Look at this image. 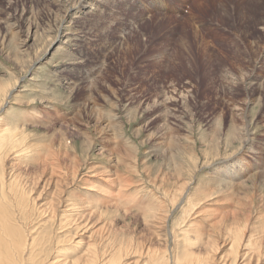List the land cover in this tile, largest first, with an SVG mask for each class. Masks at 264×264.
<instances>
[{"label":"rangeland","instance_id":"rangeland-1","mask_svg":"<svg viewBox=\"0 0 264 264\" xmlns=\"http://www.w3.org/2000/svg\"><path fill=\"white\" fill-rule=\"evenodd\" d=\"M110 1L75 23L76 58L49 47L61 0H0V122L8 128L0 195L14 198L2 207L6 225L28 215L25 235L50 231L46 242L56 236L58 248L50 242L47 258L68 243L67 257L81 256L86 246L73 242L83 239L107 248V259L115 246L132 247L124 259L136 264H158L159 255L172 264L189 242L195 252L215 242L207 264L256 259L264 246V0ZM237 160L240 173L209 182ZM236 232L242 244L231 255Z\"/></svg>","mask_w":264,"mask_h":264},{"label":"bare ground","instance_id":"bare-ground-1","mask_svg":"<svg viewBox=\"0 0 264 264\" xmlns=\"http://www.w3.org/2000/svg\"><path fill=\"white\" fill-rule=\"evenodd\" d=\"M112 1V0H111ZM110 1V2H111ZM201 1V0H200ZM243 1V0H242ZM115 2V1H114ZM113 2V3H114ZM199 2V1H198ZM203 2V1H202ZM240 2V1H239ZM238 2V3H239ZM61 3L63 4V13L61 15V23L59 25V28H58V31L56 33V35L51 38V41L49 43V47H55L57 53L61 56H68L69 54L71 56H76V58L81 55L80 52L81 50L79 51V43L81 42L80 41V36L77 35L76 33V29H75V23L79 20H82L84 18H87L89 16H94V15H98V14H101V9L99 8V5H104L105 3H107V0H61ZM201 4V2H200ZM107 5V4H105ZM126 5V3H125ZM199 5V4H197ZM240 7V5H239ZM238 7V8H239ZM235 8V7H234ZM233 8V9H234ZM242 8V7H241ZM190 9V8H189ZM245 10V9H243ZM238 11V10H237ZM240 12V11H239ZM243 14V13H242ZM168 15V14H167ZM237 15V14H236ZM235 15V16H236ZM245 16V14H243ZM95 17V16H94ZM239 17V16H237ZM242 17V16H241ZM247 17V16H245ZM240 18V17H239ZM238 18V19H239ZM260 20V19H259ZM262 24L260 25H264V21L261 22ZM77 25V24H76ZM264 28V27H263ZM262 29V28H261ZM238 38V37H237ZM240 38V37H239ZM204 39V38H203ZM242 42V41H241ZM84 43V42H83ZM236 43V42H235ZM239 43V42H238ZM256 45V44H255ZM69 47V48H68ZM130 47V46H129ZM198 47V46H197ZM254 47V46H253ZM258 47V46H257ZM260 47V46H259ZM206 50V49H205ZM254 50V49H253ZM262 50V49H261ZM207 51V50H206ZM259 53V52H258ZM246 54V53H245ZM226 55V54H225ZM97 56V55H96ZM81 57V56H80ZM258 58V57H257ZM263 59V58H262ZM102 60V59H101ZM242 60V59H241ZM240 62V61H239ZM257 63V62H256ZM254 64V63H252ZM226 73V71H225ZM251 78V77H249ZM80 80V79H79ZM250 82V81H249ZM260 83V82H259ZM251 84V83H249ZM11 87V86H10ZM7 92V91H6ZM249 103V102H248ZM1 118L0 117V121H1ZM3 122V121H2ZM4 123V122H3ZM14 123V122H13ZM16 124V123H15ZM9 125V123H8ZM8 128L5 127V125H1V122H0V139L2 138L3 136V133L8 131L7 130ZM16 130V129H14ZM10 131V130H9ZM15 132V131H14ZM16 134V133H15ZM14 134V135H15ZM245 134L248 136L249 135V132L246 130ZM24 135V134H23ZM22 135V136H23ZM13 136V135H12ZM7 137V136H6ZM9 139V138H7ZM22 139V138H21ZM248 138L245 139V142H248ZM2 141V140H1ZM0 141V142H1ZM10 142V141H9ZM12 142V141H11ZM8 143V142H7ZM5 145V144H4ZM9 145V143H8ZM4 146H2L3 148ZM7 148V147H6ZM8 148H10V146H8ZM12 148V146H11ZM10 148V149H11ZM5 149V147L3 148V150ZM7 150V149H5ZM4 152V151H3ZM7 152V151H5ZM4 152V153H5ZM12 152V151H11ZM2 154V153H1ZM1 156V155H0ZM8 156V155H7ZM4 157V156H2ZM6 157V156H5ZM3 160V159H2ZM236 168H234V170L231 168V169H228V168H225L226 172H224L223 174H216L215 176L211 177V180L209 182L213 183V184H220V176L223 175V176H226V175H230V176H235V175H232V174H235V173H238L239 172V168H241V162L240 160H237L236 162ZM45 167V166H44ZM8 169V168H7ZM242 169V168H241ZM14 170V169H13ZM24 171V170H23ZM244 171V170H243ZM21 173V172H20ZM240 173V172H239ZM220 175V176H219ZM24 176V175H23ZM237 176V175H236ZM2 177V176H1ZM3 177H7V176H4ZM2 177V178H3ZM228 177V176H227ZM1 178L2 181H4V184H5V181H8L6 180V178L3 180ZM25 178V176H24ZM209 178V177H208ZM219 178V180H218ZM228 180V179H227ZM223 181V179H222ZM7 183V182H6ZM128 183V182H127ZM208 184V181L206 182ZM222 183H225V182H222ZM228 183V181H227ZM12 184L14 185L12 187ZM11 185V190L13 192H15V194L17 195H21V198H22V201L25 202V197L27 198V196H29L28 192H26L23 188L21 189V186H19L18 184V181H15V182H12L10 183ZM9 185V186H10ZM3 186V185H2ZM7 184L5 185V188H6ZM86 186V185H84ZM208 186V185H207ZM123 189V188H122ZM1 190V189H0ZM7 190V189H6ZM214 192V191H213ZM9 193V192H8ZM10 194V193H9ZM107 194V193H106ZM27 195V196H26ZM1 196V204H0V214H2V219L0 221V226L2 227V231L0 232V264H136L135 262H128L127 259L125 260L124 259V256H127L129 255V249H132L129 248L128 249V246H115V250L111 253H109V258L110 259H107V248H101L98 249V250H95L93 249V243H88V242H83V239H81L80 242L82 243H79V242H76V239H74V246H77L79 247L78 245L81 244L82 246H86L85 250L82 251V253H80L81 256H75V257H72V258H68L67 257V251L70 250L71 247L67 246L68 244H58V245H62L64 247H59L60 249L58 250H55V253L56 255L52 256L50 255L49 258H47V255H49L50 253H48L51 249V246H49L48 244H51L54 245L56 248V242L57 241V237L53 236V237H50V242L47 243L46 241V237L48 238V235H51L50 234V231H47L46 229L44 228H37V230L35 229L34 233L30 232V235L27 233V235H25V229H24V222L23 220H25V218L28 216L26 215H22L20 216L19 218H16V220H13L15 223H12L13 226L10 224L11 223H8L6 225L7 222H9V219L7 216H6V212L4 211V209L2 207L5 206V203H8V207H10L11 205V201L14 199L12 198L11 201H7L6 200V197L4 195H0ZM12 196V195H11ZM114 197V195H113ZM35 199V198H34ZM30 200V199H29ZM67 200V199H66ZM72 200V199H71ZM109 200V199H108ZM186 200V199H185ZM34 201V200H33ZM74 201V200H73ZM14 202V201H13ZM32 202V201H31ZM22 203V202H21ZM30 204V202H28ZM35 203V201L33 202ZM82 203V202H81ZM23 204V203H22ZM39 204V203H38ZM48 204V203H47ZM161 204V203H160ZM13 205V204H12ZM35 205V204H34ZM41 205V203H40ZM43 205V204H42ZM41 205V206H42ZM190 205V204H189ZM14 206V205H13ZM32 206V205H31ZM46 206V205H45ZM50 206V205H48ZM30 207V206H29ZM38 208H40V206H37ZM164 207V206H163ZM11 208V207H10ZM50 208V207H49ZM189 208V207H188ZM13 209V208H12ZM21 209V208H20ZM70 209V208H69ZM17 210H19V208L17 207ZM23 210V209H22ZM46 210V209H45ZM14 211V210H13ZM16 211V210H15ZM29 211V209H28ZM27 211V213H28ZM43 211V209H42ZM10 212V211H8ZM18 211H16L17 213ZM48 212V211H47ZM22 213V212H21ZM20 213V214H21ZM69 213V212H68ZM18 215L19 212L17 213ZM70 214V213H69ZM184 214V213H183ZM12 215V213H11ZM17 215V216H18ZM31 215V214H30ZM43 215V214H42ZM53 216V215H52ZM51 216V218H52ZM70 216V215H69ZM72 216V215H71ZM50 217V216H47V218ZM88 217V216H87ZM10 218V216H9ZM12 218V217H11ZM53 220V219H52ZM64 220V219H63ZM27 221V220H26ZM74 221V220H73ZM84 221V220H83ZM183 221V219H182ZM19 223V224H17ZM184 223V221H183ZM71 224V223H70ZM84 224V223H83ZM198 224V223H197ZM17 225H20L18 228H17ZM76 225V224H75ZM87 225V224H86ZM85 225V226H86ZM89 225V223H88ZM36 226V225H35ZM66 226V225H65ZM42 227V226H40ZM61 227V226H60ZM84 227V226H83ZM88 227V226H87ZM32 228V227H31ZM59 228V227H58ZM71 228V227H70ZM76 228V227H74ZM79 228V227H78ZM86 228V227H85ZM97 228V227H96ZM52 229V228H50ZM57 229V228H56ZM68 229V227H67ZM53 232H54V229H52ZM71 230V229H70ZM79 230V229H78ZM241 230V228H240ZM69 231V229H68ZM82 231V230H80ZM188 231V230H186ZM193 231L196 232V230L194 229ZM233 231V230H232ZM236 231V230H235ZM64 232V230H63ZM78 232V231H77ZM94 232V231H93ZM98 232V231H97ZM184 233H181L184 237L181 238L183 240V245L185 247V231H181ZM234 232V231H233ZM56 233V232H55ZM76 233V232H75ZM198 233V232H197ZM200 233V231H199ZM237 233V232H236ZM9 234L11 235V239L9 238ZM94 234V233H93ZM241 233H237L234 238H232V241H233V245H231L232 249L230 250V254H235L237 253L238 249H236L240 243L242 242V237H241ZM93 236V235H92ZM42 237V239H41ZM66 237H69L71 238L72 236H66ZM73 238V237H72ZM197 238V236H196ZM54 239V241H53ZM110 239V238H109ZM198 239V238H197ZM73 240V239H72ZM187 240V239H186ZM209 240V239H208ZM247 240V239H246ZM243 243H245V241ZM250 239H248V242L250 243L249 241ZM78 241V240H77ZM189 241V240H188ZM196 241V239H195ZM193 241V242H195ZM62 242V241H61ZM71 242V240H70ZM76 242V243H75ZM246 242V243H248ZM135 243V242H134ZM196 243V242H195ZM193 243V244H195ZM252 243V242H251ZM250 243V244H251ZM50 244V245H51ZM187 244V242H186ZM189 244H191V246H193L192 243H188L187 246H186V249H189L187 251H185V248H184V257L180 258V257H176L172 259V264H204L203 262L205 261V264H207L206 262H208V260L210 259H214L215 258V254L217 253V249L218 247L215 245V242H207L206 244V249L204 252H195L193 251L192 249H190L189 247ZM242 244V243H241ZM249 244V245H250ZM253 244V243H252ZM72 245V244H71ZM124 245V244H123ZM132 245V244H131ZM246 246V244H244ZM248 245V244H247ZM248 245V246H249ZM264 245V244H263ZM48 246V248H47ZM245 246H241L242 248H244ZM53 247V246H52ZM130 247V246H129ZM264 246L260 245L257 249V257L256 259H252L253 260V263L254 264H257L260 262L261 264V257L264 256V249H262ZM58 248V247H57ZM81 248V247H80ZM142 249V248H141ZM203 250V249H202ZM251 250V249H250ZM63 251V254L66 253V255H63L61 252ZM66 251V252H65ZM135 251H138V248L135 247L133 249L132 252H135ZM174 251V250H173ZM240 251V250H239ZM249 251V249H248ZM109 252V250H108ZM186 252V254H185ZM216 252V253H215ZM243 251L239 252V253H242ZM52 253V252H51ZM140 253V252H139ZM164 253V252H163ZM176 253V252H175ZM238 253V254H239ZM251 253V252H250ZM256 253V252H255ZM53 254V253H52ZM132 254V253H130ZM245 254V252H244ZM243 254V255H244ZM248 254V253H246ZM63 255V256H62ZM172 255V254H171ZM252 255V254H251ZM162 257L164 255H161ZM160 257L161 261L163 260L162 257ZM239 256V255H238ZM237 256V258H239ZM242 256V255H241ZM240 256V257H241ZM174 257V255H173ZM223 256H221L222 258ZM253 257V256H252ZM254 257V258H255ZM47 258V259H46ZM57 258V259H56ZM107 259V260H104ZM158 258V257H157ZM164 258V257H163ZM220 258V259H221ZM245 258V256H244ZM248 258V257H247ZM245 258V259H247ZM251 258V256L249 257V259ZM159 259V262L158 264H161V261ZM171 259V258H170ZM224 259V258H223ZM240 259V258H239ZM247 262H245V264H253L252 263V260H249ZM157 259H155L156 261ZM167 260V259H166ZM165 260V261H166ZM242 260V259H241ZM244 260V259H243ZM104 261V262H103ZM158 261V260H157ZM164 261V262H165ZM169 261V260H168ZM167 261V262H168ZM214 261V260H213ZM219 261V260H218ZM229 261V260H228ZM233 261V260H231ZM230 261V262H231ZM240 261V260H238ZM229 262V263H230ZM243 262V261H242ZM163 263V262H162ZM209 263V262H208ZM233 263V262H231ZM238 263V262H237ZM241 263V262H240ZM164 264V263H163ZM167 264H170V262H168ZM211 264V263H210ZM217 264V263H216ZM244 264V262H243Z\"/></svg>","mask_w":264,"mask_h":264}]
</instances>
